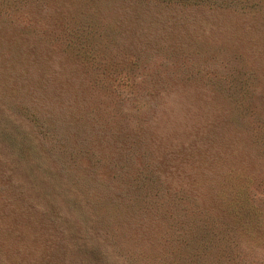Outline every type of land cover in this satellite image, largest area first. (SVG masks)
Returning a JSON list of instances; mask_svg holds the SVG:
<instances>
[{"label":"rangeland","instance_id":"1","mask_svg":"<svg viewBox=\"0 0 264 264\" xmlns=\"http://www.w3.org/2000/svg\"><path fill=\"white\" fill-rule=\"evenodd\" d=\"M0 264H264V0H0Z\"/></svg>","mask_w":264,"mask_h":264}]
</instances>
